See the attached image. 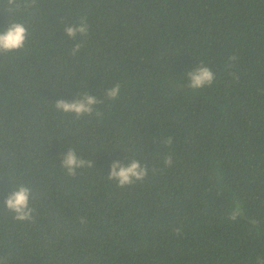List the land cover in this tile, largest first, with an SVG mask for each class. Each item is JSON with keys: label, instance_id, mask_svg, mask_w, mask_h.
Returning a JSON list of instances; mask_svg holds the SVG:
<instances>
[{"label": "trees", "instance_id": "1", "mask_svg": "<svg viewBox=\"0 0 264 264\" xmlns=\"http://www.w3.org/2000/svg\"><path fill=\"white\" fill-rule=\"evenodd\" d=\"M28 3L17 0L13 16L0 0V31L13 20L29 31L23 49L0 55V256L7 264L264 259V0ZM81 17L88 37L68 39L64 26ZM201 60L216 79L193 92L185 75ZM115 83L120 96L108 101L104 90ZM85 92L104 100L99 119L56 111V101ZM167 137L170 149L160 143ZM69 148L93 167L69 177L60 163ZM169 151L174 162L165 168ZM131 158L148 165V176L118 188L106 179L110 165ZM10 180L36 195L34 223L5 211ZM233 199L245 210L238 222L226 219Z\"/></svg>", "mask_w": 264, "mask_h": 264}, {"label": "clouds", "instance_id": "2", "mask_svg": "<svg viewBox=\"0 0 264 264\" xmlns=\"http://www.w3.org/2000/svg\"><path fill=\"white\" fill-rule=\"evenodd\" d=\"M36 0H29L25 7H32ZM20 5L17 0H7L6 12L9 15H15ZM90 25L87 23L86 17H81L78 21L69 22L63 28L64 35L70 40H76L79 36L86 39L89 35ZM29 31L24 23L13 20L8 23L7 27L0 31V55L11 53L23 49L28 38ZM83 47V39L80 43H76L70 50V54L75 56ZM237 60V56L233 53L227 57L226 68L233 67V61ZM185 87L190 91L197 92L205 88L211 87L216 79L215 73L208 67L203 60H201L196 67L187 72ZM121 93L120 83H115L108 89L104 90L105 99L108 101H115L119 98ZM104 100L97 99L96 96L90 95L87 92L79 94L78 98L72 101L58 100L55 102V109L65 115L71 114L77 120L83 117L95 116L99 119L103 114L96 110V106L103 104ZM163 147L170 149L172 145V138L167 137L160 141ZM173 154L169 151L163 156V167L168 168L173 165ZM61 168L69 177H75L77 170L84 168L91 169L93 162L85 160L80 157L74 148H69L66 155L61 157ZM151 171L155 172L153 168ZM149 173V167L142 164L138 159L131 158L127 165L122 164L119 160L112 162L110 165V173L106 179L114 183L118 188L131 187L136 184L143 183ZM13 184L12 191L4 200L6 205L5 211L12 216L18 223H34L35 222V208L31 205V201L37 197L33 194L31 187L23 183ZM245 218V210L243 205L236 199H233L231 208L228 210L226 219L229 222H238ZM81 223H86L82 218ZM179 231V229H177ZM0 264H7V258L0 256ZM257 264H264V259H258Z\"/></svg>", "mask_w": 264, "mask_h": 264}]
</instances>
